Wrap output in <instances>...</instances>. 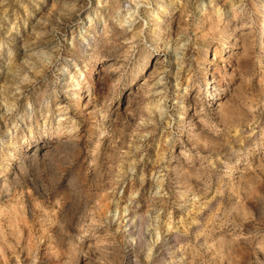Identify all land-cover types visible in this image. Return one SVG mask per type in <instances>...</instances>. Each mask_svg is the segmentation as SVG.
<instances>
[{"label":"rangeland","instance_id":"1","mask_svg":"<svg viewBox=\"0 0 264 264\" xmlns=\"http://www.w3.org/2000/svg\"><path fill=\"white\" fill-rule=\"evenodd\" d=\"M0 264H264V0H0Z\"/></svg>","mask_w":264,"mask_h":264},{"label":"bare ground","instance_id":"2","mask_svg":"<svg viewBox=\"0 0 264 264\" xmlns=\"http://www.w3.org/2000/svg\"><path fill=\"white\" fill-rule=\"evenodd\" d=\"M216 90H217V87H211L210 88V90L209 91H211L210 93L209 92H207L208 94H209V100H210V102L212 103V102H214L213 101V99H214V97H215V101H216V99H217V92H216ZM81 100V98H79L78 99V102Z\"/></svg>","mask_w":264,"mask_h":264}]
</instances>
